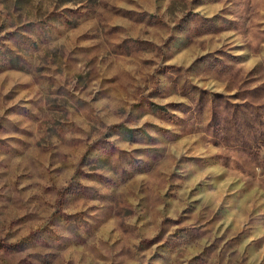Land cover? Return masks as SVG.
Here are the masks:
<instances>
[{"label":"rangeland","instance_id":"rangeland-1","mask_svg":"<svg viewBox=\"0 0 264 264\" xmlns=\"http://www.w3.org/2000/svg\"><path fill=\"white\" fill-rule=\"evenodd\" d=\"M0 264H264V0H0Z\"/></svg>","mask_w":264,"mask_h":264}]
</instances>
